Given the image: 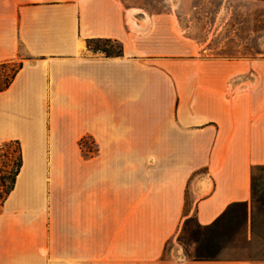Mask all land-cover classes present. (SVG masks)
<instances>
[{
	"label": "crops",
	"instance_id": "obj_1",
	"mask_svg": "<svg viewBox=\"0 0 264 264\" xmlns=\"http://www.w3.org/2000/svg\"><path fill=\"white\" fill-rule=\"evenodd\" d=\"M143 2L0 0V264H264V55L202 57Z\"/></svg>",
	"mask_w": 264,
	"mask_h": 264
},
{
	"label": "rangeland",
	"instance_id": "obj_2",
	"mask_svg": "<svg viewBox=\"0 0 264 264\" xmlns=\"http://www.w3.org/2000/svg\"><path fill=\"white\" fill-rule=\"evenodd\" d=\"M152 10H172L173 18L202 57H252L264 55V0H143ZM172 6V7H171ZM171 7V8H170ZM94 46L108 53H117L116 43L99 42ZM18 61L0 64V84L11 76ZM87 146L95 149L92 142ZM8 156L0 155V201L10 186L18 162V146L7 148ZM193 204L190 203V209ZM195 222L176 236L181 251L189 250Z\"/></svg>",
	"mask_w": 264,
	"mask_h": 264
},
{
	"label": "trees",
	"instance_id": "obj_3",
	"mask_svg": "<svg viewBox=\"0 0 264 264\" xmlns=\"http://www.w3.org/2000/svg\"><path fill=\"white\" fill-rule=\"evenodd\" d=\"M99 47V46H97ZM104 51L106 53H108L105 49ZM119 52V51H118ZM4 64H7V63H1V65H4ZM20 68V63L17 64V67L16 69H14L13 73L11 76H6V79L3 81V83L0 84V91L6 89L10 84L11 82L13 81L16 73L18 72ZM16 144L18 146V162L17 164L15 165V169L13 171V175H12V180H11V184L10 186L6 189L5 191V195L3 197V199L0 201V204L2 203V201L4 200V198L6 197V195L12 190L13 186H14V183H15V180H16V176L17 174L19 173L20 169H21V166H22V150H21V145H20V142L18 140H12V141H9V142H6L2 145V147L0 148V155H3V156H8V152H7V148H9V146H11L12 144ZM80 144L83 146V147H87V142L86 140H82L80 142Z\"/></svg>",
	"mask_w": 264,
	"mask_h": 264
}]
</instances>
